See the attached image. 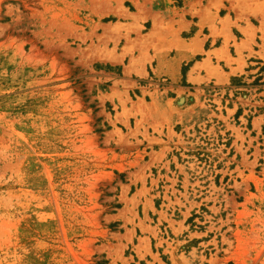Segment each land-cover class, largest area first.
<instances>
[{
	"label": "rangeland",
	"instance_id": "obj_1",
	"mask_svg": "<svg viewBox=\"0 0 264 264\" xmlns=\"http://www.w3.org/2000/svg\"><path fill=\"white\" fill-rule=\"evenodd\" d=\"M0 264H264V0H0Z\"/></svg>",
	"mask_w": 264,
	"mask_h": 264
},
{
	"label": "crops",
	"instance_id": "obj_2",
	"mask_svg": "<svg viewBox=\"0 0 264 264\" xmlns=\"http://www.w3.org/2000/svg\"><path fill=\"white\" fill-rule=\"evenodd\" d=\"M207 40V38H203L201 35H198V30H195L192 36L186 40L185 43H180L181 50L177 51V54L167 62L168 65L160 66L161 70L163 72H172L174 80L178 78L182 66L187 63H191L189 64L187 70L190 72L196 64L205 60V53L211 50L210 48H205ZM198 55L201 56L200 60H196Z\"/></svg>",
	"mask_w": 264,
	"mask_h": 264
}]
</instances>
